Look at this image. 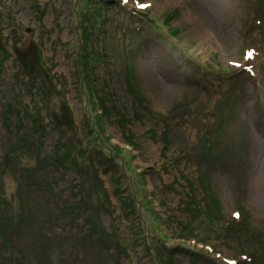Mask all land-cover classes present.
Listing matches in <instances>:
<instances>
[{
	"label": "rangeland",
	"instance_id": "374dc122",
	"mask_svg": "<svg viewBox=\"0 0 264 264\" xmlns=\"http://www.w3.org/2000/svg\"><path fill=\"white\" fill-rule=\"evenodd\" d=\"M226 263L264 264V0H0V264Z\"/></svg>",
	"mask_w": 264,
	"mask_h": 264
},
{
	"label": "trees",
	"instance_id": "16d2710c",
	"mask_svg": "<svg viewBox=\"0 0 264 264\" xmlns=\"http://www.w3.org/2000/svg\"><path fill=\"white\" fill-rule=\"evenodd\" d=\"M138 16L139 15H141L142 17L143 16H147L146 14H140V13H136ZM100 96L98 95V98H99ZM100 103L102 104V108H103V110L105 111V103L102 101V99H101V97H100ZM102 116H104V113L102 112L101 114H98V115H96V119H98V121L100 122V124H102V123H105V121H103V118H102ZM3 119H4V117H3ZM9 120H11V118H9V116L7 117V118H5L3 121H4V124L8 127L10 124H8V123H10L11 121H9ZM11 124H12V122H11ZM103 126V125H102ZM36 130V129H35ZM33 139V138H32ZM36 139V138H35ZM34 139V145L35 146H37V144H39L38 143V141H37V139L35 140ZM103 140H105L104 138H103ZM103 142V141H102ZM131 143V142H130ZM40 144H41V142H40ZM43 144V143H42ZM132 145H134V143H131ZM131 145V146H132ZM119 155H117V157H118ZM127 163V162H126ZM140 173H141V171H139ZM139 174V173H138ZM142 203L144 204V205H146V200L145 199H142ZM126 205V204H125ZM230 227V226H229ZM102 242H104L103 240H102ZM203 251H205V250H201V252H203ZM200 252V251H199ZM206 252H208V251H206ZM210 253V252H209ZM226 264H230V263H226Z\"/></svg>",
	"mask_w": 264,
	"mask_h": 264
},
{
	"label": "snow or ice",
	"instance_id": "6c2138e0",
	"mask_svg": "<svg viewBox=\"0 0 264 264\" xmlns=\"http://www.w3.org/2000/svg\"><path fill=\"white\" fill-rule=\"evenodd\" d=\"M141 7H146V5H141Z\"/></svg>",
	"mask_w": 264,
	"mask_h": 264
}]
</instances>
